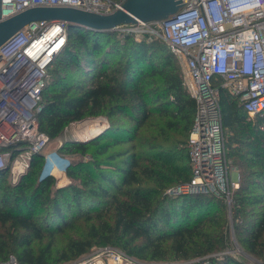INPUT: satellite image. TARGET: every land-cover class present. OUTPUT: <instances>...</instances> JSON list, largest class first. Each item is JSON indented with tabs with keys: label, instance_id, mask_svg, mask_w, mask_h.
<instances>
[{
	"label": "trees",
	"instance_id": "obj_1",
	"mask_svg": "<svg viewBox=\"0 0 264 264\" xmlns=\"http://www.w3.org/2000/svg\"><path fill=\"white\" fill-rule=\"evenodd\" d=\"M48 75L38 121L50 141L87 118L105 116L111 127L66 145L91 160L72 163L68 175L79 183L59 196L51 198L54 179L34 178L41 157L16 186L0 188V263L13 256L20 264H62L112 246L146 263L244 264L217 256L230 246L231 230L246 253L264 259V118L249 120L221 90L227 157L240 173L229 207L212 193H168L192 177L187 142L197 104L166 42L67 25V47ZM76 219L86 232L69 238L57 258L54 237L79 228ZM45 235L50 241L42 246Z\"/></svg>",
	"mask_w": 264,
	"mask_h": 264
},
{
	"label": "built area",
	"instance_id": "obj_2",
	"mask_svg": "<svg viewBox=\"0 0 264 264\" xmlns=\"http://www.w3.org/2000/svg\"><path fill=\"white\" fill-rule=\"evenodd\" d=\"M64 6L107 15L120 9L122 2L0 0V22L34 7ZM111 32L166 42L179 62L187 93L196 101L187 142L192 177L168 193H212L231 207L240 173L227 157L221 90L239 101L249 120L264 118V0H184L169 21L121 25ZM66 43V22L38 21L0 48V178L5 175L19 182L41 157L39 182L54 179L60 187L69 184L72 160L58 149L48 150L50 138L38 121L49 68ZM0 264L20 263L11 256ZM72 264L147 263L106 246Z\"/></svg>",
	"mask_w": 264,
	"mask_h": 264
},
{
	"label": "water",
	"instance_id": "obj_3",
	"mask_svg": "<svg viewBox=\"0 0 264 264\" xmlns=\"http://www.w3.org/2000/svg\"><path fill=\"white\" fill-rule=\"evenodd\" d=\"M183 5L184 0H123L120 9L107 15L68 6L34 7L0 22V48L33 22L64 21L68 26L104 33L114 31L121 25L169 21ZM231 224L233 228L232 218ZM234 244L242 256L255 260L240 247L235 238Z\"/></svg>",
	"mask_w": 264,
	"mask_h": 264
},
{
	"label": "rangeland",
	"instance_id": "obj_4",
	"mask_svg": "<svg viewBox=\"0 0 264 264\" xmlns=\"http://www.w3.org/2000/svg\"><path fill=\"white\" fill-rule=\"evenodd\" d=\"M117 1H120V0H117ZM66 47H67V43L64 46V48H66ZM56 62H58V60H56L55 63ZM178 64H179V62H178ZM94 120H104L103 122L105 124V128L108 125L111 127V125H110L111 121H109V119L106 118L105 116H100V117H97V118H87V119L83 120L82 122H77V123H79L81 125H79V126L78 125H75V126L71 125L63 132L61 137H59V138H57L55 140H51L50 144L48 145V150L49 151H53V150H57L58 149L59 151L62 150L64 152H66L67 153L66 155L72 160V163L76 162L77 160H80V161L82 160L83 162L90 161L91 160L90 156L81 155L79 153H69V152L66 151L65 147H66L67 144L69 145L70 143L80 142V141H76L77 138H78V133L80 132L79 130L80 129L81 130H85V131L88 130L89 129V124L88 123L91 122V121H94ZM252 122H253V124H255V121H252ZM115 124L118 125V126H128V127L133 126L126 119H118V120L115 121ZM230 134L231 133L229 132L228 135H230ZM92 138H94V137H92ZM105 138H108V137H105ZM187 139H188V137L186 136L184 138V141L186 142ZM82 142H84V141H82ZM137 142H138V138L134 137V144H136ZM129 145H131V143H127V144H124V145L116 146L112 150H124ZM138 152L149 153V150L143 149V151H142V149H138ZM229 162L232 165L231 159L229 160ZM233 167L234 166L232 165V168ZM233 169L237 170L235 167ZM38 171H39V168H37L36 172L33 173V174H35L34 178H37V179L39 178V175H38L39 172ZM68 179H69L68 180L69 184L67 186H65V187H60V185H59L60 182H57V181L54 180V184L50 187V191H52L51 192L52 193L51 194V198L59 196V193L57 192L58 190L64 189V188L72 186V185L75 186V185H78V183H79L78 180L71 178L69 175H68ZM19 182L14 183V182L10 181L9 179H7V176L4 175L3 177L0 178V188L1 187H5V186H16ZM217 197L221 198L220 196H217ZM74 224L77 227H79V228H77V229H68V230L62 231L61 234H56V236L54 237L55 248L53 249V251H54L55 255L57 256V258L60 256L59 255L60 254V250H61L60 248L66 244V241L69 238L78 237V236H80V235H82L83 233L86 232L85 231L86 223H84L83 219H76ZM229 227H230V230H231L232 229L231 220L229 221ZM1 232H2V230H0V238L2 239L4 234H2ZM229 238H230V242L231 243H230V246L228 247V249H226L225 251H223V252H221V253H219L217 255L218 257H220V259H223L225 256H231L233 258H237L238 260H240L244 264H258L260 262H264V259H258V258L253 257L251 255L255 259V260L252 261V260L242 256L239 252L236 251V247H235V244H234V238L236 239V237H235V233L233 232V230L230 231ZM48 241H50V236L45 235L42 246H44ZM93 251H94V249L91 250L87 255H91L93 253ZM79 259H77V260H79ZM77 260H73L71 262L62 263V264H72L73 262H75ZM188 263L189 264H197V263L198 264H204V259L203 258L202 259H195V260H191V261H188V262H185V263H180V264H188ZM147 264H155V263L148 262ZM158 264H166V263H158ZM205 264H208V263H205Z\"/></svg>",
	"mask_w": 264,
	"mask_h": 264
},
{
	"label": "bare ground",
	"instance_id": "obj_5",
	"mask_svg": "<svg viewBox=\"0 0 264 264\" xmlns=\"http://www.w3.org/2000/svg\"><path fill=\"white\" fill-rule=\"evenodd\" d=\"M65 44L62 46L63 49ZM104 120H94L89 122V129L88 130H79L80 132L78 133V138L77 140L79 141H86L91 139L92 137H95L99 135L104 129H105V124L103 122Z\"/></svg>",
	"mask_w": 264,
	"mask_h": 264
}]
</instances>
